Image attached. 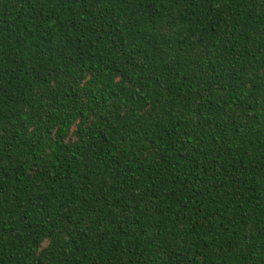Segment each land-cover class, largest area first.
I'll return each instance as SVG.
<instances>
[{"label": "trees", "instance_id": "1", "mask_svg": "<svg viewBox=\"0 0 264 264\" xmlns=\"http://www.w3.org/2000/svg\"><path fill=\"white\" fill-rule=\"evenodd\" d=\"M0 264H264V0H0Z\"/></svg>", "mask_w": 264, "mask_h": 264}]
</instances>
